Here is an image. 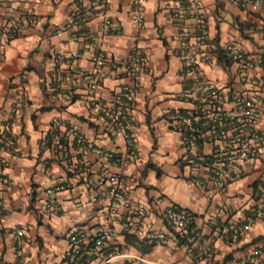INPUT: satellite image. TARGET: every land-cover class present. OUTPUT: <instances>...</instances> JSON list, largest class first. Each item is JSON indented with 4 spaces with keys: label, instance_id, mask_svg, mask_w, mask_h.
Returning a JSON list of instances; mask_svg holds the SVG:
<instances>
[{
    "label": "crops",
    "instance_id": "1",
    "mask_svg": "<svg viewBox=\"0 0 264 264\" xmlns=\"http://www.w3.org/2000/svg\"><path fill=\"white\" fill-rule=\"evenodd\" d=\"M175 3L183 7L193 42L205 16L204 47L216 59L214 66L203 63L190 72L184 65L179 28L169 16ZM76 7L91 11L89 22L56 32ZM140 9L142 27L136 21ZM105 17L117 27L109 34L103 32ZM18 24L23 31L10 37ZM230 43L254 59L253 75L264 82V2L201 0L192 6L184 0H108L102 6L97 0H0V130L13 115L5 134L16 137L14 157L6 167L0 163V264H67L73 234L88 236L89 252L82 257L87 264H102L111 254L116 255L107 264H239L264 248V220L253 218L264 188V112L259 157L240 163L241 175L224 189L207 171L187 164L192 155L169 118L195 112L196 100L182 92L198 79L219 84L227 108L242 91L263 104L264 91L242 82L238 64L224 53ZM136 51L142 52L144 67L123 110L127 135L119 137L103 104L133 81L125 59ZM56 56L63 71L59 83L53 77ZM97 73L103 78L91 88L85 74ZM55 120L79 128L114 157L106 163L90 153L91 166L85 168L73 147L64 158L63 138L53 136ZM104 172L122 177L133 202L147 203L141 218L114 212L109 182L91 184ZM168 208L186 210L191 226L202 232L191 248L169 226ZM127 222L139 224L144 234L128 232ZM219 225L239 231L226 236L217 231ZM103 230L109 231L108 243L94 253L89 239ZM155 231L164 232L166 241L154 243Z\"/></svg>",
    "mask_w": 264,
    "mask_h": 264
},
{
    "label": "built area",
    "instance_id": "2",
    "mask_svg": "<svg viewBox=\"0 0 264 264\" xmlns=\"http://www.w3.org/2000/svg\"><path fill=\"white\" fill-rule=\"evenodd\" d=\"M100 5L104 6L108 0H97ZM190 2L192 6H199L201 0H184ZM241 2L243 5L249 3H262L264 0H234ZM169 16L174 20L175 25L179 28L176 35L177 39L183 48L182 56L184 65L189 68L190 72H196L203 63H208L210 66L216 64L210 53L205 49L206 42V19L201 15L200 25L196 33V42L192 41V34L184 24L183 7L180 3L169 5ZM102 13L97 12L96 14ZM91 11L82 7L74 8L66 23L60 26L56 32L60 33L63 30H73L75 28H83L91 18ZM144 13L139 10L137 14V24L142 27L144 25ZM34 18H29V24L34 23ZM23 25H15L12 27L10 37L18 36L23 31ZM116 26L112 24L109 17L104 18L103 32L109 34L116 30ZM226 56L233 59L238 64L239 79L255 86L264 91V82L257 80L253 75L255 61L246 52H244L237 43H230L224 49ZM78 50L72 51V56L77 57ZM60 56H56L52 62L55 71L53 77L57 83L62 80L63 71L57 68ZM144 56L141 51L133 52L125 59L127 65L128 76L132 78L131 83H126L121 87V90L114 96L111 102L103 104V110L109 118L110 123L114 126L115 134L119 137H125L128 132L127 121L124 117V108L129 105L133 99L135 92L138 89L135 81L142 68L144 67ZM78 73H84L78 70ZM86 79L91 88L99 86L103 74L97 73L94 75H86ZM84 76V77H85ZM198 85L186 87L182 92V97L190 100H196L197 107L195 112L190 115L181 113H171L169 118L176 122V129L181 134V138L186 146L190 156L187 159V164L195 170L207 171L212 182L218 189H224L227 184L237 179L242 171L240 163L255 161L260 155V145L263 139L260 133V121L262 111L264 112V102L259 104L256 98L249 96L246 91L237 93L234 97L232 108H227V96L223 93V88L210 80H197ZM13 120V115H10L2 122L0 130V163L6 167L10 160L14 157V148L16 137L5 134V131L10 128ZM53 136L63 138L61 153L64 158H68L70 150L76 147L80 153V158L85 168L91 166L89 154H97L101 162H108L114 157V153L103 147H99L95 142L85 135L83 131L72 125H67L62 120L53 122ZM204 144V145H202ZM135 154V152H134ZM4 174H6L4 172ZM2 178V177H0ZM91 184L102 186L109 182L111 184L110 194L113 198L114 212H128L138 218H141L147 211V203L133 202L125 191V181L117 174L108 175L107 172L97 180H90ZM224 213V211H223ZM1 214V208H0ZM164 216L168 221L169 226L174 232L186 239L188 246L191 248L202 237V232L191 226V214L186 210L168 208L164 212ZM254 219L264 220V188L259 195V204L254 213ZM126 230L130 233L139 236L144 234V230L137 223H126ZM244 229H249L250 225L242 226ZM230 226L217 227V231L223 235L236 234L239 227L231 230ZM18 235H23L22 230H17ZM109 231L103 230L96 236L89 239L92 244L90 251L94 253L100 252L108 243ZM82 234H73L70 241V254L67 264H87V259H83L84 253L89 252L86 248V238ZM151 240L154 243L161 244L166 241L164 232H152ZM88 240V239H87ZM87 251V252H86ZM116 254H111L102 264H107ZM239 264H264V248L255 251L253 256L243 260Z\"/></svg>",
    "mask_w": 264,
    "mask_h": 264
},
{
    "label": "trees",
    "instance_id": "3",
    "mask_svg": "<svg viewBox=\"0 0 264 264\" xmlns=\"http://www.w3.org/2000/svg\"><path fill=\"white\" fill-rule=\"evenodd\" d=\"M62 143H64L65 142V140L64 139H62V141H61Z\"/></svg>",
    "mask_w": 264,
    "mask_h": 264
}]
</instances>
